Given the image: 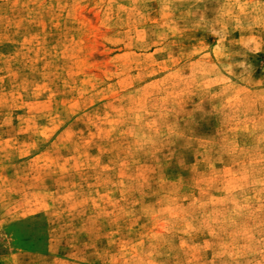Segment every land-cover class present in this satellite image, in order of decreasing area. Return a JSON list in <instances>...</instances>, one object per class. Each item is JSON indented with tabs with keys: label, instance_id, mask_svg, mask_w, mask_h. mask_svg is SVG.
Masks as SVG:
<instances>
[{
	"label": "rangeland",
	"instance_id": "374dc122",
	"mask_svg": "<svg viewBox=\"0 0 264 264\" xmlns=\"http://www.w3.org/2000/svg\"><path fill=\"white\" fill-rule=\"evenodd\" d=\"M0 264H264V0H0Z\"/></svg>",
	"mask_w": 264,
	"mask_h": 264
}]
</instances>
